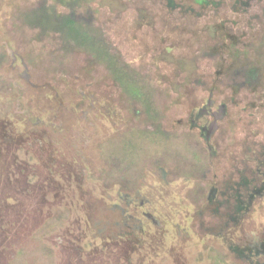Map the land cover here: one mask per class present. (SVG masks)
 I'll return each mask as SVG.
<instances>
[{
	"label": "rangeland",
	"instance_id": "374dc122",
	"mask_svg": "<svg viewBox=\"0 0 264 264\" xmlns=\"http://www.w3.org/2000/svg\"><path fill=\"white\" fill-rule=\"evenodd\" d=\"M37 1L0 0V264H264V0H85L134 95Z\"/></svg>",
	"mask_w": 264,
	"mask_h": 264
},
{
	"label": "trees",
	"instance_id": "16d2710c",
	"mask_svg": "<svg viewBox=\"0 0 264 264\" xmlns=\"http://www.w3.org/2000/svg\"><path fill=\"white\" fill-rule=\"evenodd\" d=\"M85 0H38L36 5L31 7L24 13V19L28 25L40 29V36L50 33L58 34L62 47L67 50H75L81 48L94 56H103L107 58L108 64L112 67L115 77L120 80L133 95L138 91L132 85V76L121 66L118 56L113 55L106 40L100 33L95 30V14L90 6H84ZM196 2L209 5L215 3V0H196ZM64 5L67 10L60 11L59 5ZM262 71L259 66H254L250 62H244L235 65L229 71L227 80L229 84L238 87H254L260 84ZM242 185L248 186L251 181L243 178ZM264 191V185L253 187L247 195V199L243 198L242 192L235 194V207L238 212H246L256 195ZM114 208L119 209L120 219L115 220L116 233L125 234L127 237L136 234L142 228L140 220L127 214L119 204H115ZM119 218V217H118ZM106 226L99 227L101 234L106 230Z\"/></svg>",
	"mask_w": 264,
	"mask_h": 264
}]
</instances>
